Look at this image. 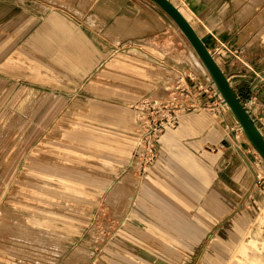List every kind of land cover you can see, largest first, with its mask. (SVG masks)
<instances>
[{"label":"rangeland","instance_id":"1","mask_svg":"<svg viewBox=\"0 0 264 264\" xmlns=\"http://www.w3.org/2000/svg\"><path fill=\"white\" fill-rule=\"evenodd\" d=\"M95 1L0 0V264L190 261L184 239L172 243L171 235L164 236V257L141 258L146 231L129 216L130 205L154 165L143 176L132 163L126 173L125 164L140 140L132 106L155 90L154 98L169 99L181 80V103H191L189 75L210 76L174 21L172 29L158 21L105 24L91 16ZM221 1L220 24L240 32L247 47H264V0ZM186 17L202 35V25ZM84 54L99 64L91 74ZM72 61L85 71L67 70ZM177 63L180 69L172 70ZM163 81L170 83L167 92ZM204 103L199 120L217 130L227 118L245 134L219 90ZM256 153L263 164L248 184L252 195L228 217L229 250L196 264H253L259 256L264 264V158ZM251 236L255 242L243 254L239 247ZM131 248L139 257L127 258Z\"/></svg>","mask_w":264,"mask_h":264},{"label":"crops","instance_id":"2","mask_svg":"<svg viewBox=\"0 0 264 264\" xmlns=\"http://www.w3.org/2000/svg\"><path fill=\"white\" fill-rule=\"evenodd\" d=\"M170 1L185 16L193 17L202 25L204 33H198L199 36L240 100L251 104L252 118L264 137V63L261 62L264 47H247L240 32L228 31L220 24L221 0ZM3 12L0 4V16ZM91 16L105 24L118 20L158 21L167 29L174 28L172 18L152 0H96ZM82 57L86 62L91 61L88 70L73 61L72 68L67 70H84L85 74H91L99 65L94 61L96 58L88 59L85 54ZM179 67L180 63L171 66L172 70ZM169 84L163 81L159 86L167 92ZM157 91L151 95L158 97ZM124 95L134 97L127 92ZM197 113L186 116L175 130H166L161 138L158 160L138 184L129 216L145 228L142 241L155 252L149 253L147 248L141 250V258L164 257L165 252L160 249L164 236L170 235L172 243L176 239L180 241L178 237L184 239L188 264H196L201 258L217 259L219 252H227L229 214L244 210L252 188L249 189L248 184H254L259 173L257 165L263 164L245 134L227 118L224 117L226 122L221 128L213 130V126L195 116ZM132 158L133 152L125 164L128 166L126 173L132 172L129 167ZM211 243H215V252ZM133 253L131 248V256L127 258L139 257Z\"/></svg>","mask_w":264,"mask_h":264},{"label":"built area","instance_id":"3","mask_svg":"<svg viewBox=\"0 0 264 264\" xmlns=\"http://www.w3.org/2000/svg\"><path fill=\"white\" fill-rule=\"evenodd\" d=\"M189 77L192 81L189 94H192L195 101L192 100L187 104L181 103V98L186 95V91L182 88V82H177L170 89L169 99L161 100L148 96L142 98L136 106H132L136 112V125L140 136L132 161L138 174L143 176L147 174L158 160L161 138L166 130L176 128L183 120L184 115L199 111L204 100L212 99L218 95V90L212 79L201 80L196 75H189ZM243 104L252 117L251 104L248 102Z\"/></svg>","mask_w":264,"mask_h":264},{"label":"water","instance_id":"4","mask_svg":"<svg viewBox=\"0 0 264 264\" xmlns=\"http://www.w3.org/2000/svg\"><path fill=\"white\" fill-rule=\"evenodd\" d=\"M152 1L165 11L186 35L197 55L208 69L211 75L210 78L215 83L217 89L223 97L224 103L230 107L251 144L264 158V137L262 133L258 129L253 118L248 113L243 102L237 96L227 77L214 58V55L199 36L194 26L186 18L183 12L170 0Z\"/></svg>","mask_w":264,"mask_h":264},{"label":"bare ground","instance_id":"5","mask_svg":"<svg viewBox=\"0 0 264 264\" xmlns=\"http://www.w3.org/2000/svg\"><path fill=\"white\" fill-rule=\"evenodd\" d=\"M169 38V37H168ZM165 39H166V37H165ZM174 43V42H173ZM168 44V43H167ZM195 53V52H194ZM196 54V56L194 55V59H195V61H196V63H197V65L198 66H200L201 67V69L202 70H204L209 76H211L210 75V73H209V71H208V69L206 68V66H205V64L202 62V60L200 59V57L197 55V53H195ZM180 69V68H179ZM190 73V72H189ZM184 79H185V77H184ZM180 80H181V78H180ZM182 81V80H181ZM180 81V82H181ZM183 84H184V82H182ZM174 85V84H173ZM183 86V85H182ZM184 87V86H183ZM31 99V98H30ZM35 99V98H34ZM32 100V99H31ZM39 100V99H38ZM33 101V100H32ZM41 101V100H40ZM189 101V100H188ZM28 102V101H27ZM34 103V102H33ZM36 103V102H35ZM34 103V104H35ZM185 103V102H184ZM28 104H29V102H28ZM186 104V103H185ZM224 104V103H223ZM37 106V105H36ZM34 107V106H33ZM221 107V106H220ZM224 108H225V106H224ZM34 112V111H33ZM43 114V113H42ZM30 116V115H29ZM32 116V115H31ZM42 117V116H41ZM29 118V117H28ZM16 133V132H15ZM13 136H14V134H13ZM75 138H78V139H82V137H80V136H78V135H75ZM85 138V137H84ZM261 175V174H260ZM249 231V230H248ZM249 235V234H248ZM247 237V236H246ZM249 238V237H248ZM251 238V239H250ZM249 239L250 240H248V243L247 242H242V243H244V244H241L240 245V249L242 250V253L243 254H246L247 252H246V250L249 248V245L252 243V244H254V242H255V239H254V236H251ZM243 240V239H242ZM239 246V245H238ZM240 251V250H239ZM238 254V253H237ZM248 254H249V252H248ZM236 257V256H235ZM232 258V257H231ZM233 259H235V261L238 259V258H233ZM257 259H259L258 260V262L256 261L255 263H253V264H262L261 263V261H262V259L260 258V256L257 258ZM261 259V260H260ZM231 260V259H230ZM260 261V262H259ZM231 262H232V260H231ZM237 262H238V260L236 261V264H237ZM246 264H248V263H246Z\"/></svg>","mask_w":264,"mask_h":264}]
</instances>
